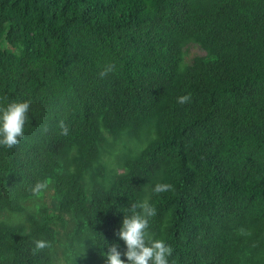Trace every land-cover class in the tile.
I'll list each match as a JSON object with an SVG mask.
<instances>
[{
  "label": "trees",
  "instance_id": "trees-1",
  "mask_svg": "<svg viewBox=\"0 0 264 264\" xmlns=\"http://www.w3.org/2000/svg\"><path fill=\"white\" fill-rule=\"evenodd\" d=\"M24 100V139L0 146V264H105L145 200L169 264H264V0H0V107Z\"/></svg>",
  "mask_w": 264,
  "mask_h": 264
},
{
  "label": "clouds",
  "instance_id": "clouds-1",
  "mask_svg": "<svg viewBox=\"0 0 264 264\" xmlns=\"http://www.w3.org/2000/svg\"><path fill=\"white\" fill-rule=\"evenodd\" d=\"M116 70L115 63H109L99 73L101 78L106 77ZM192 94L181 95L177 102L181 105L190 103ZM31 102L13 101L6 107H0V146L7 149H14L25 136V125L29 121ZM60 134L67 136L69 126L65 121H59ZM49 181L47 179L37 181L30 192L33 197L39 198L47 190ZM174 191L170 183H157L153 189L156 194ZM125 216L122 227L116 235L126 245L125 251L119 250L118 244H112L110 250L105 254V264H169V257L172 256L174 248L163 239H154L149 233V221L156 215L155 207L146 200L130 204V207L123 209ZM52 243L45 239L35 241L31 250L33 256L38 255L44 249H50ZM86 255V252L83 254ZM126 257V259L122 258Z\"/></svg>",
  "mask_w": 264,
  "mask_h": 264
},
{
  "label": "rangeland",
  "instance_id": "rangeland-1",
  "mask_svg": "<svg viewBox=\"0 0 264 264\" xmlns=\"http://www.w3.org/2000/svg\"><path fill=\"white\" fill-rule=\"evenodd\" d=\"M205 50L203 48H201L198 44L195 43H190L187 46V51H186V61L190 62L193 58L197 57V56H201V55H205ZM28 210H32V206L29 205ZM61 262L63 264H69L66 262V260L64 259V257H62Z\"/></svg>",
  "mask_w": 264,
  "mask_h": 264
}]
</instances>
